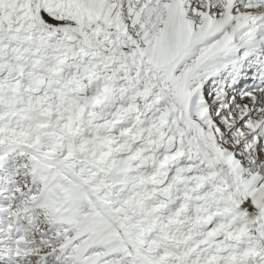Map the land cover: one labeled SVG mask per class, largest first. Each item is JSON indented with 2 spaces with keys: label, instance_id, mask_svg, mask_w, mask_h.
Here are the masks:
<instances>
[{
  "label": "snow or ice",
  "instance_id": "snow-or-ice-1",
  "mask_svg": "<svg viewBox=\"0 0 264 264\" xmlns=\"http://www.w3.org/2000/svg\"><path fill=\"white\" fill-rule=\"evenodd\" d=\"M0 264H264V0H0Z\"/></svg>",
  "mask_w": 264,
  "mask_h": 264
}]
</instances>
